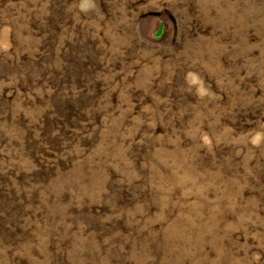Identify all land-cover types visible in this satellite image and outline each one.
<instances>
[{
	"label": "rangeland",
	"instance_id": "obj_1",
	"mask_svg": "<svg viewBox=\"0 0 264 264\" xmlns=\"http://www.w3.org/2000/svg\"><path fill=\"white\" fill-rule=\"evenodd\" d=\"M0 264H264V0H0Z\"/></svg>",
	"mask_w": 264,
	"mask_h": 264
}]
</instances>
